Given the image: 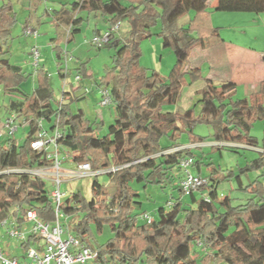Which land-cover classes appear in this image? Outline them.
Segmentation results:
<instances>
[{
	"label": "trees",
	"instance_id": "obj_1",
	"mask_svg": "<svg viewBox=\"0 0 264 264\" xmlns=\"http://www.w3.org/2000/svg\"><path fill=\"white\" fill-rule=\"evenodd\" d=\"M208 7L209 0H95L94 3L92 0H75L70 8L63 4L54 10L53 23L67 27L66 32L57 31L56 36L51 37L57 74L61 78L64 75V50L60 39L66 35L68 42L80 30L82 19L77 12L82 9L99 11L111 25L123 18L129 21V36L125 40L117 39L113 32L107 43H112L116 51L112 70L103 78L113 81L118 77V83L114 82L110 89L114 121L105 134L99 135L96 131L103 121H90L81 109L72 111L69 103L63 102L68 94H63L57 105H53L48 75L41 66L38 65L33 72L37 79L32 92L23 91L22 82L27 74L21 66L9 61L8 50L3 45L11 36L15 13L9 0H0V88L5 94L16 97L9 99L10 113L29 123L22 144H16L9 137L0 141V221L10 217L21 223L27 209H35L43 220L52 222L55 219L46 181L25 172H6V169L33 168L48 163L44 152L30 145L38 129L37 121L43 119L50 123L48 129L58 126L61 131L58 143L71 161L87 162L93 170L117 167L115 171L101 173L108 175L114 191H109L106 185L94 179L89 201H84L80 192L75 191L60 205L64 214L86 208L88 218L98 224L101 220L110 223L114 237L95 249L98 252L97 263L264 264L263 182L257 177L243 186L237 176L239 187L249 197L243 203L232 205L228 195L218 196V178L210 172L205 184L208 196L197 197V190L185 192L178 185L181 175L179 158L192 157L190 148L181 147L179 143L161 145L159 142L165 134L172 132L174 137L176 132L190 130L195 122H204L212 127L215 141L262 150L245 169L264 166V135L261 145L256 137L250 135L252 122L264 118V79L247 97L233 99L236 92L234 82H215L206 78L205 87L192 107L182 113L163 109L164 104L176 101L185 72L193 77L199 75L198 66L186 69L190 50L196 45H204L205 36L200 32L199 36H193V31L199 29L210 36H219L218 30L205 23L204 14ZM214 7L222 11L258 13L264 12V0H216ZM190 10L195 12L192 23L186 27L177 26V19ZM158 20L160 28L157 34L163 46L172 48L176 57L167 77L156 71L148 73L139 65V42L152 34L151 27ZM76 69L83 76H90L84 63ZM114 70L116 74L112 73ZM69 71L71 74V69ZM80 87L77 86L73 92ZM84 95L85 90L79 98ZM196 105L199 106L198 111L195 110ZM196 141H200L199 138ZM173 148L176 149L167 151ZM195 164L199 169V162ZM132 181L153 182L161 187L170 185L179 191V196L168 201V207H159L156 219L146 222L138 218L142 212H133L140 202L135 200L137 193L130 186ZM185 194L189 195L190 203L183 202ZM104 196H110L112 201L102 203L100 199ZM71 201L78 206H72ZM111 206H115V210ZM86 223H77L74 235L88 244ZM197 241L201 242L202 255L195 250ZM32 242L33 238H29L25 243Z\"/></svg>",
	"mask_w": 264,
	"mask_h": 264
},
{
	"label": "rangeland",
	"instance_id": "obj_2",
	"mask_svg": "<svg viewBox=\"0 0 264 264\" xmlns=\"http://www.w3.org/2000/svg\"><path fill=\"white\" fill-rule=\"evenodd\" d=\"M75 0H9L12 9L15 13L16 20L11 26V36L6 41L4 48L8 50L7 56L13 64L19 65L27 74V78L22 82V89L25 93H31L36 85V74H34V64L30 57V49L32 46H37L39 49V66H41L48 75L49 86L52 90L53 105L65 96L63 102H68L72 111L81 109L85 118L90 121H103L97 134L103 135L107 132L108 126L114 121L115 109L114 105H100V90L106 88L110 91L114 82L118 83V77L113 81L111 78H103L108 71L112 70L113 55L116 47L112 43L103 45L97 48L90 44L94 32H102L113 26L108 23L101 12L96 10L82 9L76 14L82 19L80 30L77 31L70 41L67 42L66 35L60 39V45L66 55L67 66L71 69V74L65 78H61L57 74V62L55 51L51 43V37L56 36L57 31L66 32V26H56L53 23L54 10L59 9L63 4L70 8L71 3ZM95 0H92L94 3ZM125 2V1H124ZM216 0H209V7L206 9L205 23L212 28L218 30V37L210 36L209 33L195 29L193 36H199V32L205 36L204 45H196L190 50L187 68L198 66L200 72L198 76L193 77L189 72L182 75V82L178 90L177 98L174 103L164 104L163 109L182 113L192 107L198 100L201 90L205 87L206 75L209 72L210 66H215L219 69L220 60L217 58L215 51H218L219 58L226 61L223 47L213 45L216 40L221 41L222 38L232 40L234 42L254 47L260 55L264 56V12H243V11H222L216 10L213 3ZM195 12L190 10L180 16L176 23L179 27H186L193 20ZM62 24V23H61ZM115 30L117 39L125 40L129 36L130 25L126 18L121 19ZM29 26L35 29L38 33L37 37L26 35L23 28ZM105 28V29H104ZM160 28V21L151 27L152 34L141 38L139 42V65L146 72H158L162 77H167L176 61L175 54L172 48L162 44L161 37L157 34ZM115 37V36H114ZM113 37V38H114ZM261 50V51H260ZM217 58V59H216ZM261 61L259 57L258 63ZM80 63H84L87 72L90 76H83L78 73L76 67ZM216 63V65H215ZM62 64V65H63ZM252 66L250 69L257 72H264V66ZM223 66V65H222ZM216 69V68H215ZM217 72V70H215ZM116 74V70L112 72ZM80 76V80L74 79L75 75ZM80 88L74 90L77 86ZM237 91L233 95V99H240L245 96L243 83L236 87ZM85 90L83 98H79ZM78 97V98H77ZM16 98L5 94L0 88V141L12 138L16 144H22L26 138L29 123L23 122L21 119L14 121L15 128L12 132L4 126L5 120L9 117L8 109L9 99ZM199 106L196 105L195 110L198 111ZM44 125L48 128L50 123L44 121ZM172 132L160 137L161 145L171 143H179L181 147H189L194 163L189 167L190 171L199 174L203 178H209L210 172L217 176V192L221 198L228 195L232 205L243 203L249 194L239 187L237 176L240 177L242 185L245 186L256 178L264 184V166L258 169H245L244 167L255 158H258L262 152L261 149L249 148L238 143L218 142L214 140L213 130L209 124L204 122H195L190 130L176 132L172 137ZM250 135L257 138L258 144H262L264 135V118L256 119L252 122ZM199 138L200 141H196ZM192 143V144H191ZM64 152L59 155L62 159L61 167L65 169L72 168L74 162L65 160L62 157ZM195 162H199L198 169ZM181 171H179V174ZM96 179L99 183L107 186L109 191H114L112 185L109 184V177L106 174L86 175L83 177H61L60 189L64 193L62 202L71 197L72 193L79 191L84 201H89L92 198V181ZM46 187L48 192L53 189V185L49 179H46ZM131 188L137 193L135 200L140 202L133 209L134 213L146 212L153 219L158 217L157 209L159 207H168V201H174L179 196V191L172 186L167 185L161 187L153 182H130ZM205 187L201 186L200 189ZM199 189V188H198ZM196 191V196H208L207 188L201 191ZM199 189V190H200ZM112 194V193H111ZM108 200L112 201L111 197H102L100 201L107 204ZM183 202L190 203L188 194L183 195ZM112 204V203H110ZM72 206L78 204L71 201ZM115 210V206H111ZM89 211L86 208H79L76 212L65 214L66 224L73 234H76L75 225L79 222L86 221L88 233L85 236L88 244L97 249L105 244L108 240L114 237L113 229L110 223L106 220H101L98 224L93 219L88 218ZM64 220V221H65ZM3 232V231H1ZM4 246L9 247V253L14 255L20 254L21 249L19 241L16 239L0 238ZM196 252L203 254V249L200 245L196 246ZM136 264H142L136 263Z\"/></svg>",
	"mask_w": 264,
	"mask_h": 264
},
{
	"label": "built area",
	"instance_id": "obj_3",
	"mask_svg": "<svg viewBox=\"0 0 264 264\" xmlns=\"http://www.w3.org/2000/svg\"><path fill=\"white\" fill-rule=\"evenodd\" d=\"M117 25L94 34L90 40V44L100 48L106 45L112 33L115 32ZM26 35H31L34 38L38 36L35 29L29 26L23 28ZM64 51V55H66ZM30 57L33 60L34 72L38 68L39 49L37 46H32L30 49ZM63 78L70 75V68L67 66V59H64L62 65ZM76 81L80 80L77 74L74 76ZM100 105L108 106L112 104V96L106 88L100 90ZM17 120L14 113H10L5 120L4 126L12 132L15 128L14 121ZM38 129L31 140V147L35 150L44 152V156L48 159V163L33 167V168H14L6 169V172L16 171L29 173L32 176L41 178L42 180L49 179L53 185V189L49 192V198L54 205L55 219L52 222L39 218L35 209H27L24 214V220L17 223L15 219L7 217L0 221V238L5 237L16 239L19 241L21 249L20 254L14 255L9 253V247L4 246L0 241V264H100L96 262L98 255L97 250L93 249L87 243L81 241L79 237L74 235L66 224V216L61 210V202L64 193L60 189L61 177H83L86 175H97L104 172L115 171L117 167H109L106 169H91L87 162H74L72 168L65 169L61 167L62 155L65 160H71L68 154L63 150L58 143V138L61 136V131L57 125L52 129L44 126L43 119L37 121ZM176 148L167 151H173ZM73 162V161H72ZM193 157L184 156L179 158L178 165L181 169V175L178 179L179 187L185 192L197 190L206 184L207 179L199 174L192 173L190 166L193 164ZM138 218L150 222L151 216L146 212L138 215ZM65 220V221H64ZM3 231V232H1ZM32 236V237H31ZM33 238V242L26 244L28 239ZM25 243L24 245H22ZM200 245L201 242L197 241ZM217 264V263H213Z\"/></svg>",
	"mask_w": 264,
	"mask_h": 264
},
{
	"label": "crops",
	"instance_id": "obj_4",
	"mask_svg": "<svg viewBox=\"0 0 264 264\" xmlns=\"http://www.w3.org/2000/svg\"><path fill=\"white\" fill-rule=\"evenodd\" d=\"M212 5H215V3ZM213 45L223 47L224 51H226L225 55L227 59L226 61L220 59L218 51H215L217 58L223 66L220 65L218 69L211 65L206 78L215 82L232 81L236 84V87L243 83L246 97L251 92L255 91L258 83L264 79V72L254 71L252 68L250 69V65L251 67H255L260 65L261 62L263 63L261 65L264 66V56L260 55L254 47H249L232 40H226L225 38H222L221 41L216 40L215 43L213 42ZM259 57H261V61L258 63ZM215 70H217V72H215Z\"/></svg>",
	"mask_w": 264,
	"mask_h": 264
}]
</instances>
